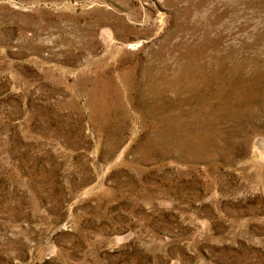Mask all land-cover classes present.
Here are the masks:
<instances>
[{
  "label": "rangeland",
  "instance_id": "obj_1",
  "mask_svg": "<svg viewBox=\"0 0 264 264\" xmlns=\"http://www.w3.org/2000/svg\"><path fill=\"white\" fill-rule=\"evenodd\" d=\"M0 264H264V0H0Z\"/></svg>",
  "mask_w": 264,
  "mask_h": 264
}]
</instances>
